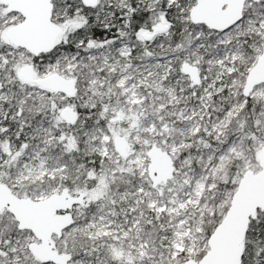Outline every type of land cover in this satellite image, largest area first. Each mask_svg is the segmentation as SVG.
I'll return each instance as SVG.
<instances>
[{
    "label": "snow or ice",
    "instance_id": "1",
    "mask_svg": "<svg viewBox=\"0 0 264 264\" xmlns=\"http://www.w3.org/2000/svg\"><path fill=\"white\" fill-rule=\"evenodd\" d=\"M0 264H264V0H0Z\"/></svg>",
    "mask_w": 264,
    "mask_h": 264
}]
</instances>
